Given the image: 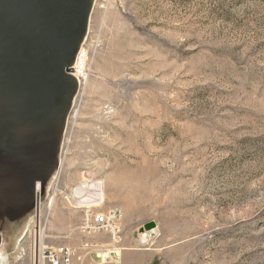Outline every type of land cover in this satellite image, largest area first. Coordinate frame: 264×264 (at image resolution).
Returning a JSON list of instances; mask_svg holds the SVG:
<instances>
[{
  "label": "rangeland",
  "instance_id": "374dc122",
  "mask_svg": "<svg viewBox=\"0 0 264 264\" xmlns=\"http://www.w3.org/2000/svg\"><path fill=\"white\" fill-rule=\"evenodd\" d=\"M82 50L38 218L0 264H36L40 238L82 255L85 213L111 210L147 264H264V0H123Z\"/></svg>",
  "mask_w": 264,
  "mask_h": 264
},
{
  "label": "water",
  "instance_id": "95a60500",
  "mask_svg": "<svg viewBox=\"0 0 264 264\" xmlns=\"http://www.w3.org/2000/svg\"><path fill=\"white\" fill-rule=\"evenodd\" d=\"M94 8L95 0H0L1 99L11 89L16 92L12 127L27 120L41 125L56 117L55 161L63 137L62 119L80 88L73 67Z\"/></svg>",
  "mask_w": 264,
  "mask_h": 264
},
{
  "label": "flooded vegetation",
  "instance_id": "af4514ba",
  "mask_svg": "<svg viewBox=\"0 0 264 264\" xmlns=\"http://www.w3.org/2000/svg\"><path fill=\"white\" fill-rule=\"evenodd\" d=\"M2 96L0 91V250L4 236L21 228L26 219L38 218V203L47 192L56 146V117L41 125L27 120L12 127L17 95L11 89L5 99ZM63 99H57L56 108ZM38 127L41 131L35 132Z\"/></svg>",
  "mask_w": 264,
  "mask_h": 264
},
{
  "label": "built area",
  "instance_id": "2783aa9c",
  "mask_svg": "<svg viewBox=\"0 0 264 264\" xmlns=\"http://www.w3.org/2000/svg\"><path fill=\"white\" fill-rule=\"evenodd\" d=\"M122 2L123 0H95L94 9L102 14V16H106L111 11L120 7ZM82 52L83 50H81L76 65L73 67V74L79 81L82 76L79 70V63L83 55ZM122 220L123 215L118 210H111L109 212L88 211L85 213L84 222L80 229L82 233L88 237L95 234H108L114 244H119L122 240ZM36 248V264H84L86 258L89 256V253L79 255L77 251L70 246H50L41 238L38 239ZM83 248H85L86 252H89L90 244L84 242L82 249Z\"/></svg>",
  "mask_w": 264,
  "mask_h": 264
},
{
  "label": "crops",
  "instance_id": "0c3cea01",
  "mask_svg": "<svg viewBox=\"0 0 264 264\" xmlns=\"http://www.w3.org/2000/svg\"><path fill=\"white\" fill-rule=\"evenodd\" d=\"M84 242L90 244L89 252L82 249ZM83 243L80 247L82 255L89 253L84 264H147L146 255L129 248V242L124 235L119 244H114L111 237L105 234L89 236Z\"/></svg>",
  "mask_w": 264,
  "mask_h": 264
}]
</instances>
